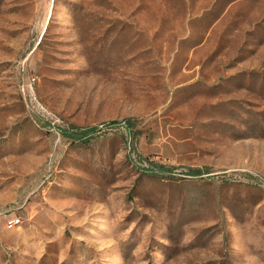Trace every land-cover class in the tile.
I'll list each match as a JSON object with an SVG mask.
<instances>
[{
  "label": "rangeland",
  "instance_id": "rangeland-1",
  "mask_svg": "<svg viewBox=\"0 0 264 264\" xmlns=\"http://www.w3.org/2000/svg\"><path fill=\"white\" fill-rule=\"evenodd\" d=\"M0 264H264V0H0Z\"/></svg>",
  "mask_w": 264,
  "mask_h": 264
},
{
  "label": "built area",
  "instance_id": "built-area-1",
  "mask_svg": "<svg viewBox=\"0 0 264 264\" xmlns=\"http://www.w3.org/2000/svg\"><path fill=\"white\" fill-rule=\"evenodd\" d=\"M21 224V218L19 216H11L7 218L6 226L8 228L15 227Z\"/></svg>",
  "mask_w": 264,
  "mask_h": 264
}]
</instances>
